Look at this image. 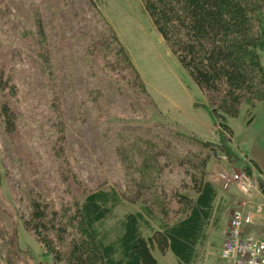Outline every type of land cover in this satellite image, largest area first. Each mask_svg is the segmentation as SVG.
<instances>
[{
	"label": "rangeland",
	"instance_id": "1",
	"mask_svg": "<svg viewBox=\"0 0 264 264\" xmlns=\"http://www.w3.org/2000/svg\"><path fill=\"white\" fill-rule=\"evenodd\" d=\"M110 31L126 48L148 96L128 84L127 68L99 43ZM260 54L264 65V51ZM0 78L2 85L7 82L0 90V264H54L23 224L33 198L59 212L90 190L116 187L122 200L108 224L136 210L138 170L145 159L136 151L126 163L119 153L132 133L165 150L155 162L163 165L155 191L165 192L170 207L177 208L191 177L179 160L187 142L176 131L213 141L231 154L219 150L207 165L205 177L218 194L206 237L190 264L218 263L242 194L236 186L223 189L212 176L227 163L241 168L250 151L264 166L260 123L249 124L250 113L260 106L241 104L237 116L226 118L232 135L222 136L206 95L141 0H0ZM6 103L15 111L11 127L2 114ZM178 214L169 213L171 219ZM151 222L157 227V219ZM153 252L160 264H180L171 251Z\"/></svg>",
	"mask_w": 264,
	"mask_h": 264
},
{
	"label": "trees",
	"instance_id": "2",
	"mask_svg": "<svg viewBox=\"0 0 264 264\" xmlns=\"http://www.w3.org/2000/svg\"><path fill=\"white\" fill-rule=\"evenodd\" d=\"M141 2L156 29L206 95L207 107L219 121L220 134L224 136L227 132L231 136L233 130L226 122L227 116H237L241 104L254 108L264 99V65L260 54L264 51V0ZM110 33L109 38L100 37L99 43L127 68L132 79H128V84L148 96L126 48L115 32ZM3 82L4 85L0 78V90L7 86ZM9 108L4 104L2 114L11 127L15 111ZM253 117L252 112L249 122ZM174 135L187 142L179 160L191 177L188 191L179 194L177 208L170 207L165 192L155 191L163 166L155 162L165 150L156 141L133 133L129 144L119 147V153L126 163L133 161L131 157L136 151L145 159L138 170L137 194L139 191L141 205L136 210L108 224L110 218H115L114 209L122 200L116 187L90 190L74 207L64 206L59 212L48 211L36 198L31 200V212L23 218V224L51 254L54 264H160L154 248L173 252L180 264L196 260L197 245L206 237L218 194L217 186L205 177L206 168L219 150L231 154L213 141L181 131ZM190 141L197 146L189 147ZM241 169L260 174L257 162L252 159ZM259 186L264 194L261 176ZM171 212H179L178 217L171 219ZM152 219H157V227ZM144 228L150 229L149 235L145 236Z\"/></svg>",
	"mask_w": 264,
	"mask_h": 264
},
{
	"label": "built area",
	"instance_id": "3",
	"mask_svg": "<svg viewBox=\"0 0 264 264\" xmlns=\"http://www.w3.org/2000/svg\"><path fill=\"white\" fill-rule=\"evenodd\" d=\"M261 175L227 163L216 175L223 189L236 186L242 198L233 208L217 264H264V195Z\"/></svg>",
	"mask_w": 264,
	"mask_h": 264
},
{
	"label": "crops",
	"instance_id": "4",
	"mask_svg": "<svg viewBox=\"0 0 264 264\" xmlns=\"http://www.w3.org/2000/svg\"><path fill=\"white\" fill-rule=\"evenodd\" d=\"M257 106H260V107H258L256 109V111L254 113V117L249 122V124L253 125V124H256V122H259L260 123V131H259L258 134L261 137H264V100L262 102H260L259 104H257ZM249 159L255 160L257 162V164H258V166L260 168L261 177L264 178V166H263V164L261 162V159L258 158V155L256 156L254 153L252 154V152L250 151Z\"/></svg>",
	"mask_w": 264,
	"mask_h": 264
}]
</instances>
